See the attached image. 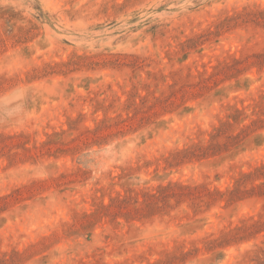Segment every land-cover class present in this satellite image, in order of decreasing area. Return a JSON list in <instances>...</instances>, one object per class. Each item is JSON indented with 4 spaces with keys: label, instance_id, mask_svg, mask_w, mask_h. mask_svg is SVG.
<instances>
[{
    "label": "rangeland",
    "instance_id": "374dc122",
    "mask_svg": "<svg viewBox=\"0 0 264 264\" xmlns=\"http://www.w3.org/2000/svg\"><path fill=\"white\" fill-rule=\"evenodd\" d=\"M0 264H264V0H0Z\"/></svg>",
    "mask_w": 264,
    "mask_h": 264
}]
</instances>
